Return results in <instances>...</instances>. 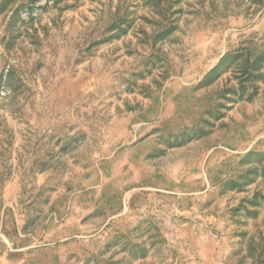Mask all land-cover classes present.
<instances>
[{
	"label": "rangeland",
	"instance_id": "rangeland-1",
	"mask_svg": "<svg viewBox=\"0 0 264 264\" xmlns=\"http://www.w3.org/2000/svg\"><path fill=\"white\" fill-rule=\"evenodd\" d=\"M0 264H264V0H0Z\"/></svg>",
	"mask_w": 264,
	"mask_h": 264
}]
</instances>
